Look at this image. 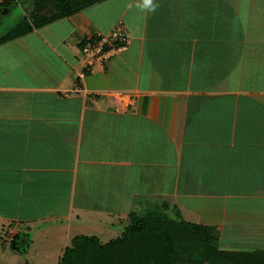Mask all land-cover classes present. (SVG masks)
<instances>
[{"label": "crops", "instance_id": "obj_1", "mask_svg": "<svg viewBox=\"0 0 264 264\" xmlns=\"http://www.w3.org/2000/svg\"><path fill=\"white\" fill-rule=\"evenodd\" d=\"M101 4L67 18L77 40L51 24L17 38L19 81L0 84V245L53 219L68 242L105 244L154 199L213 227L220 251L264 253V0ZM118 22L128 47L85 70L81 45Z\"/></svg>", "mask_w": 264, "mask_h": 264}, {"label": "trees", "instance_id": "obj_2", "mask_svg": "<svg viewBox=\"0 0 264 264\" xmlns=\"http://www.w3.org/2000/svg\"><path fill=\"white\" fill-rule=\"evenodd\" d=\"M103 1L106 0L0 2L1 12L11 3H18L22 7L25 4L33 6L30 16L21 18L2 37L0 44L25 36L55 21L71 18ZM86 43L81 45L82 49ZM163 205L161 212L144 213L145 217L134 220L118 238L105 244L99 243L94 237H76L58 264H264L262 252L241 254L220 251L218 235L213 227L186 222L168 213L169 207ZM28 238L26 234L16 236L12 240L11 250L21 251L27 245Z\"/></svg>", "mask_w": 264, "mask_h": 264}, {"label": "rangeland", "instance_id": "obj_3", "mask_svg": "<svg viewBox=\"0 0 264 264\" xmlns=\"http://www.w3.org/2000/svg\"><path fill=\"white\" fill-rule=\"evenodd\" d=\"M0 1L5 2L8 0ZM104 7L105 4H97L95 5V7L86 10V12L84 11V14H92V18L94 19L96 16L105 13L103 10ZM5 8L2 12L0 11V40H2V37L19 23L21 18L30 16V11L33 6L32 4H25L22 7L18 3H11ZM68 23H70L68 19H61L60 21L53 22V24L51 23V25L44 31L53 39L58 38L62 34L73 37L75 38V40L79 39L80 31L72 30L71 26ZM9 73H12L14 75V78L19 81V39L11 40L0 45V84L7 83V74ZM50 198H55V195H48L49 203H51ZM37 204L41 206L39 202ZM149 204L147 205V207H145L144 204L142 206H138V213L136 212V209L134 214H131V212L128 216H126L127 221L121 223V225H118V229H112L117 225L116 223L109 226L111 229L107 231V235L103 237L104 239L102 240H107L111 238H113V240L116 239L115 237H119L117 234L121 232L120 228L129 227L134 223V220H136L137 218H143L145 217V214H148L149 212H161L162 207L164 208L163 203L155 201L154 199L152 200V203L150 205ZM34 206H36V204H34ZM59 208V213L64 212L66 210L64 206H59ZM71 221L75 222L74 217H71ZM67 224L68 221L66 220L57 223V220L54 219L51 221L47 220L44 222H35V225L34 223L31 224V233H26V235L29 237L26 240L27 245L25 247H22L21 251L13 252L11 250V247L8 245L10 243H5L6 240L3 242L2 246L0 245V264H3L4 261L6 264L59 263L66 248L72 247V242L70 241V239L69 242L67 241V236L70 235L71 238V235L73 233L69 231V228H67ZM77 224V226H80L81 223ZM25 225L26 224L20 225V228L25 227L26 229ZM57 260L59 261L57 262Z\"/></svg>", "mask_w": 264, "mask_h": 264}, {"label": "built area", "instance_id": "obj_4", "mask_svg": "<svg viewBox=\"0 0 264 264\" xmlns=\"http://www.w3.org/2000/svg\"><path fill=\"white\" fill-rule=\"evenodd\" d=\"M128 45L129 37L123 24L118 22L112 27L108 34H97L88 40L81 51L84 61V69H92L94 64L97 63L102 65L117 52L125 50ZM83 71L78 74L80 79L85 75Z\"/></svg>", "mask_w": 264, "mask_h": 264}]
</instances>
